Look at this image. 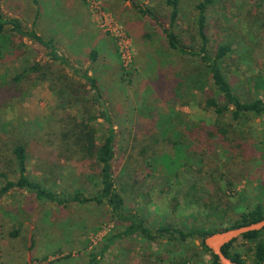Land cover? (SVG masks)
<instances>
[{
    "label": "rangeland",
    "instance_id": "374dc122",
    "mask_svg": "<svg viewBox=\"0 0 264 264\" xmlns=\"http://www.w3.org/2000/svg\"><path fill=\"white\" fill-rule=\"evenodd\" d=\"M131 1L145 3L159 14L168 13L164 0ZM195 2L180 0L175 31L185 39L195 28ZM1 6L7 16L18 17L26 28L33 26L45 40H51L71 66L96 77L117 131L115 181L123 190L126 207L143 214L153 232L162 225L175 226L185 233L199 227L201 218L209 212L203 207L204 201L213 191L216 202L220 194L230 203L227 212L232 221L245 209L257 204L264 207V114L246 113L236 121L229 112L218 117L205 106L200 90L187 92L175 74L169 73L179 67H166L169 59L177 58V52L166 46L157 24L140 15L130 0H2ZM207 24L213 48L221 43L229 45V55L221 67L235 93L242 99L264 98V0H217L207 12ZM93 47L99 52L96 60L90 56ZM16 50H20L18 55ZM5 53H0L3 163L12 157L4 145L5 134L18 133L27 140L44 134L49 123L64 113L82 118L80 103L61 102L55 94L58 85L54 92L44 80L11 86V77L22 67L48 59L43 46L20 38L12 52ZM179 62L187 71L198 65L188 58ZM162 68L168 69L164 78L163 71L158 77ZM65 70L76 88L78 83H85L71 67ZM207 88L219 100L210 80ZM88 89L87 84L85 92ZM91 95L88 92L86 97ZM92 106L95 112L99 110L98 104ZM176 118L180 131L185 124L192 128L201 119L226 122L236 130L231 135L233 142L215 141L209 146L208 141L203 143V137H196L198 156L192 158L190 167L165 169L160 162L165 161L163 155L169 154V149L148 130L152 122H175ZM94 124L99 140L104 121L98 119ZM237 146L240 149L232 151ZM29 158L28 170L35 176L32 165L38 159ZM200 159H204V165ZM55 171V175L61 174L56 190L76 188L78 180L86 177L66 164L62 171L59 167ZM123 226L105 202L73 201L57 206L12 190L0 198V264H87L92 257L95 264H212L211 255L201 253L198 237L182 239L178 233H156L152 239L138 234L118 236ZM15 231L16 235L12 233ZM251 249L252 244L241 237L231 246L245 264H252Z\"/></svg>",
    "mask_w": 264,
    "mask_h": 264
},
{
    "label": "trees",
    "instance_id": "16d2710c",
    "mask_svg": "<svg viewBox=\"0 0 264 264\" xmlns=\"http://www.w3.org/2000/svg\"><path fill=\"white\" fill-rule=\"evenodd\" d=\"M216 1L196 0L193 22L195 28L191 37L185 39L183 34L181 36L175 31L180 17V0H164L165 6L168 8V13L165 14H159L145 3L137 4L130 0L140 15L152 19L157 24L164 34L166 46L178 53H176L177 58H171L166 62V67L169 69L170 67L173 69L179 67V70L173 73L170 70L169 73L171 76L175 74L174 78L179 79V82L181 81L185 85L187 92L200 90L204 96L205 106L212 109L218 117L229 112L232 120L236 121L246 113L263 115L264 98L242 99L235 93L226 78L221 65L230 52L228 43H221L214 48L212 47L210 36L207 33V12L215 5ZM1 4L2 0H0V53L6 51L7 54H5L9 55L18 39L28 38L43 46L47 50L48 56L47 60L35 61L27 67H22L11 77V86L15 87L27 82L34 83L37 80H44L48 82L49 89L54 92V87L58 85L60 88H56L55 94L61 99V102L65 101L70 104L72 100H75L80 103L78 110L82 114V118L78 119L75 114L64 113L63 116L49 123L50 125L44 134L27 139L28 141L34 139L31 143L18 137V133L16 135L5 134L4 140H2L6 145V151H10L12 157L5 163H3L4 159L0 158V198L12 190H17L32 195L33 199L40 203L51 202L57 206H65L73 201L78 203L105 202L114 219L124 224V229L118 236L138 234L147 239L154 238L156 233H178L182 239L195 236L201 239V253L203 254L204 251L209 253L211 263L220 264L217 256L205 246L204 237L220 230L258 222L264 218V207L257 204L245 209L238 213L235 221H232L233 219L228 216L227 212V209L230 210V203L224 200V196L220 194L217 196L216 202L213 198L216 192L213 191L204 201L203 207L209 212H206L201 218L199 227L196 226L192 231L185 233L175 226L162 225L153 232L143 214L137 212L133 207L129 209L126 207V201L122 194L123 190L118 187L115 181L113 161L116 153L117 131L115 121L108 109L106 100L102 96L96 77L90 75L88 71H82L71 66L68 58L56 51L57 49L51 40H45L41 33L33 29V26L26 28L18 17L7 16ZM19 53L20 50L15 51V55ZM95 54V51L91 52L92 60H96ZM187 58L198 62L197 67L192 71H187L186 68L182 70L179 61H185ZM66 66L71 67L76 76L85 81V85L78 83L77 88L73 86L72 79L69 78L65 70ZM164 70L168 72V69L162 68L159 70L158 77H161L163 71L164 78L166 74ZM209 80L216 88L219 100L211 95L207 88ZM87 84L89 89L85 92ZM79 92H83L84 97L81 98ZM88 92H91L92 95L86 97ZM95 104L99 106L97 112L92 106ZM98 119L104 121L102 137L99 140L94 124ZM176 122L179 123L180 120L177 119L174 122L169 119L166 123L155 121V123H151L148 130L149 133H156L157 138L155 140L163 144V148L167 146L169 149V154L163 155L165 161L160 162L165 169L173 166L177 169L180 168L179 166L190 167L192 158L198 156L195 151L197 149L196 137L199 139L203 137L202 139L205 140L203 143L208 141L209 146L215 141L230 145L233 142L231 135L236 131L232 125L219 120L207 123L206 120L201 119L194 123L192 128H188L185 124L184 127L182 126V131ZM236 148L240 149L237 146L232 151H235ZM29 153H31L30 156ZM6 156L4 155V157ZM29 157L38 159V162L32 165L35 169V176H31L28 170ZM10 161L13 164H9ZM200 162L204 165V159H200ZM63 164L77 170L80 177L86 176L84 181L78 180V187L64 188L63 190L55 189V183L61 177L60 173L55 175V169L57 170L59 167L62 171ZM149 164L152 167V163L149 162ZM10 175L15 177L10 178ZM218 190L220 191V188ZM231 208L233 209L234 206ZM212 216L216 218L212 219ZM227 224L229 225L224 226ZM12 233L16 235L17 231ZM241 238L252 244V264H264V228L246 232ZM237 239L225 244L222 247V252L233 262L245 264L240 253L231 251V246ZM95 262V257H92L87 264H95ZM192 263L186 261L185 264Z\"/></svg>",
    "mask_w": 264,
    "mask_h": 264
},
{
    "label": "water",
    "instance_id": "95a60500",
    "mask_svg": "<svg viewBox=\"0 0 264 264\" xmlns=\"http://www.w3.org/2000/svg\"><path fill=\"white\" fill-rule=\"evenodd\" d=\"M262 228H264V218L258 222L214 232L205 236L203 242L217 256L220 264H237L225 256L222 252V247L234 239L241 237L246 232L258 231Z\"/></svg>",
    "mask_w": 264,
    "mask_h": 264
},
{
    "label": "crops",
    "instance_id": "0c3cea01",
    "mask_svg": "<svg viewBox=\"0 0 264 264\" xmlns=\"http://www.w3.org/2000/svg\"><path fill=\"white\" fill-rule=\"evenodd\" d=\"M81 15H82V14H81ZM38 32H39V31H38ZM39 33H40V32H39ZM93 50H94L95 53H96L95 55L98 56L99 52L97 51V49H96L95 47H93L91 52H94Z\"/></svg>",
    "mask_w": 264,
    "mask_h": 264
}]
</instances>
